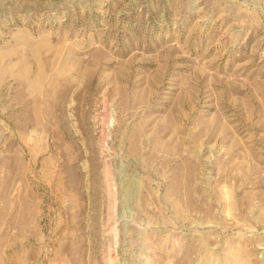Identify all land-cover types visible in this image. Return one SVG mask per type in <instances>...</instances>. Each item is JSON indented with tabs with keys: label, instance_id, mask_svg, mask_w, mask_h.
<instances>
[{
	"label": "rangeland",
	"instance_id": "374dc122",
	"mask_svg": "<svg viewBox=\"0 0 264 264\" xmlns=\"http://www.w3.org/2000/svg\"><path fill=\"white\" fill-rule=\"evenodd\" d=\"M0 264H264V0H0Z\"/></svg>",
	"mask_w": 264,
	"mask_h": 264
}]
</instances>
